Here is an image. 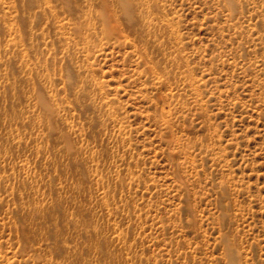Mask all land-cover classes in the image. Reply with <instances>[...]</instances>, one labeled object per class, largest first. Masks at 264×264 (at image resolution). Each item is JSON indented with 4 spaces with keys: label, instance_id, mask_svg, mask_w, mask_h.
<instances>
[{
    "label": "rangeland",
    "instance_id": "rangeland-1",
    "mask_svg": "<svg viewBox=\"0 0 264 264\" xmlns=\"http://www.w3.org/2000/svg\"><path fill=\"white\" fill-rule=\"evenodd\" d=\"M122 1L0 0V264H264V0Z\"/></svg>",
    "mask_w": 264,
    "mask_h": 264
},
{
    "label": "bare ground",
    "instance_id": "bare-ground-1",
    "mask_svg": "<svg viewBox=\"0 0 264 264\" xmlns=\"http://www.w3.org/2000/svg\"><path fill=\"white\" fill-rule=\"evenodd\" d=\"M122 4H123L122 5L123 6V8H122L123 14H124V16H127L129 18V14H130L131 9H132L131 8V5L128 4V3H126L125 0L122 1ZM140 19H141L142 23H144V18H142L141 15H140ZM101 20H103L105 24H108V22H109L108 21L109 19H107L106 16L104 17V15H102V19ZM105 31L106 32H109L111 30L110 29H107ZM229 249H231V247Z\"/></svg>",
    "mask_w": 264,
    "mask_h": 264
}]
</instances>
